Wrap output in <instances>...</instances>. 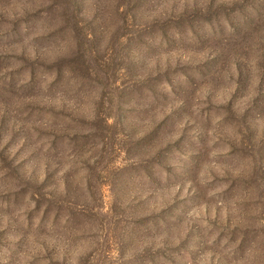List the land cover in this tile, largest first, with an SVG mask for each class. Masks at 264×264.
<instances>
[{
	"label": "rangeland",
	"instance_id": "rangeland-1",
	"mask_svg": "<svg viewBox=\"0 0 264 264\" xmlns=\"http://www.w3.org/2000/svg\"><path fill=\"white\" fill-rule=\"evenodd\" d=\"M0 264H264V0H0Z\"/></svg>",
	"mask_w": 264,
	"mask_h": 264
}]
</instances>
